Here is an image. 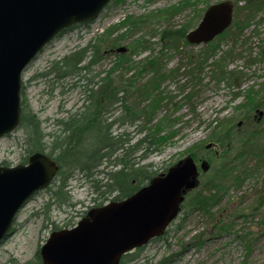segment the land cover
Instances as JSON below:
<instances>
[{"label": "rangeland", "instance_id": "obj_1", "mask_svg": "<svg viewBox=\"0 0 264 264\" xmlns=\"http://www.w3.org/2000/svg\"><path fill=\"white\" fill-rule=\"evenodd\" d=\"M221 1L227 0H111L96 19L57 35L22 73L20 106L38 117L44 136L51 134L58 130L54 126L57 120L83 104V82L72 88L73 81L58 82L55 78L61 60L89 43L95 45L104 39L101 35L107 30L123 24L109 38L115 39L121 33L126 38L109 50L105 45L113 41L104 42L103 47V43L100 45L103 58L93 63L91 74L110 71L107 75L109 94L123 93L127 107L146 108L156 98L159 103L150 112L149 123L141 117L136 127L114 125L111 134L128 133L132 146L153 132L156 140L165 138L164 142L148 149L143 147L133 155L134 162L148 166L144 168V175L149 180L143 176L133 177L134 191L129 195L191 156L198 167L202 161L208 162L209 170L201 173L199 169L197 189L188 194L181 212L167 231L142 246L140 251L127 254L133 257L124 264H264V161L258 159V151L242 156L234 177L226 182L228 188L208 213L190 205L192 195L217 180L223 166L241 154L237 146L239 137L251 132L254 126H264V4L248 23L243 22L247 13L237 10V0H230L235 7L234 22L226 36L212 41L214 48L217 47L214 52L207 50L204 44L191 45L185 39H178L179 48L174 50L171 42L167 44L162 39L165 30L186 28L187 33L195 29L206 8ZM243 5L241 1L238 9ZM175 10L178 12L173 13ZM238 23L242 29L238 30ZM138 38L149 43L145 44L147 49L130 57L134 61L130 72L125 71L127 69L111 72L117 61L115 51L128 48L129 42ZM149 59H156L163 77L152 75L147 62L141 67L148 70L137 76L138 69H133L135 64ZM214 62L227 72L232 71L233 78L218 81ZM128 84H135L136 89L144 87L156 91L146 97L131 95L123 91ZM249 92H253L260 107L246 110L242 106ZM104 100L105 104L109 103ZM257 110L262 111L263 117L255 113ZM119 116L116 113L108 117L107 123ZM157 124L159 130H156ZM141 127L143 131L139 132ZM78 136L74 135V142ZM215 137H221L222 142ZM24 140V131L19 126L0 138V163L7 167L23 164ZM244 166L248 172L239 177ZM106 169L104 164L99 168ZM57 175L49 187L34 194L18 212L9 236L0 245V264H26L34 260L36 251L39 253L53 232L74 227L94 206L93 188L78 170L64 187L63 198L55 193L60 184ZM55 195L59 197L53 200ZM48 202L50 205L46 208Z\"/></svg>", "mask_w": 264, "mask_h": 264}, {"label": "water", "instance_id": "obj_2", "mask_svg": "<svg viewBox=\"0 0 264 264\" xmlns=\"http://www.w3.org/2000/svg\"><path fill=\"white\" fill-rule=\"evenodd\" d=\"M110 1L0 0V138L20 123L26 67L59 33L96 19ZM233 10L230 0L208 6L196 28L186 33V41H213L232 25ZM256 113L263 117L262 111ZM28 159L15 167L0 164V244L18 212L32 195L51 185L59 169L43 153ZM209 168L202 161L201 172ZM197 172L195 162L187 158L128 198L90 209L74 228L55 231L46 239L39 250L42 264H120L122 255L162 235L176 218L184 194L198 186Z\"/></svg>", "mask_w": 264, "mask_h": 264}, {"label": "trees", "instance_id": "obj_3", "mask_svg": "<svg viewBox=\"0 0 264 264\" xmlns=\"http://www.w3.org/2000/svg\"><path fill=\"white\" fill-rule=\"evenodd\" d=\"M243 2L244 5L238 9L239 3ZM237 10L247 13V17L243 19V22H248L252 16H255L261 9L264 4V0H237L236 2ZM248 11V12H247ZM174 11L173 13H177ZM244 14V13H243ZM249 14V15H248ZM123 24H121L122 26ZM240 24L238 23V30ZM121 26H116L107 30L103 35L104 39L98 41V45H91L89 43L86 47L79 49L77 52L68 54L60 62V68L56 71L55 78L58 82H64L66 80L73 81L71 84L72 88L80 86V83L83 82L82 87V105L73 113H67L65 117L57 120L54 126H57L58 130L51 132L46 136L42 133L41 122L37 116H35L29 109L22 106L21 111V121L19 127L24 131V153L26 154L23 157L22 163L25 164L28 161V157L34 153H46L48 157L52 158L54 161H58L57 166L59 168L57 179H59V186H57L58 191L55 192L56 195L60 194L63 198V189L66 187L67 182L73 177L74 172L78 170V173L82 175V178L88 181L93 188V202L94 206H102L107 201H120L128 197L129 193L134 191L132 185L133 177H142L144 179L146 176V171L144 168L139 165V162H134L133 155L143 147L148 149L153 145H158L165 141V138L158 137L155 139V132L152 134H147L146 137L138 139L137 142L132 146L129 145L130 135L128 133L117 134L113 136L111 130L114 125L118 128H125L128 126L136 127L138 125L139 118L143 117L145 123H149L151 120L152 110H154L159 103V100L153 99L151 105L146 108H139L140 105H135L127 107L126 97H123V93H116L113 96L109 94L110 86L107 85V75L110 74V71H101L93 75L91 74V66L93 63L100 62L103 58L100 45L104 46V42L113 41L110 44L105 45L107 50L114 48L118 42L126 38V35L121 33L120 36H116L115 39L110 40V34L115 31H119ZM77 27V26H76ZM73 28V27H72ZM243 27H240L242 29ZM185 30L179 31H167L163 32L164 38L167 44L172 43V46L175 49L179 48L177 44L178 39H185ZM227 35V31L224 32L223 36ZM128 38V37H127ZM149 42L144 38L133 39L132 42H129L125 52H116L115 66H113L112 71L116 70L129 71L132 68L134 61L130 57L133 54L143 50L145 44ZM215 44L212 42L207 43V50L214 52ZM168 46V45H167ZM85 58V59H84ZM88 60L87 63L85 61ZM156 59L145 60L143 63L137 62L133 69H138L137 76H141L148 69L141 67V64L149 65L148 68L152 75H157V77H163L162 68L156 64ZM85 63L84 65H82ZM217 73V80H228L233 78L232 71L227 72L226 68L223 66H218L215 62ZM180 69V68H178ZM91 74V76H88ZM105 74L104 76H102ZM46 77L51 75L50 73L44 74ZM43 75V76H44ZM98 80L95 81V79ZM123 90L126 93H131L134 95L138 94L140 97H146L151 93H154L156 90H149L148 88L136 89V85L128 84V88ZM159 83L156 88L158 89ZM62 91L61 93H63ZM104 94L99 96V94ZM114 93V91H113ZM135 94V95H136ZM245 104L242 105L245 109H253L254 107H260L256 102V97L253 92H249L246 95ZM102 97L105 98L104 101L109 103L105 104L102 102ZM117 105L113 110H110L111 106ZM118 113L120 116L112 120V122L107 123L108 117L111 118L114 114ZM104 117H107L104 119ZM126 119V120H125ZM155 126L156 130H159ZM259 127V126H258ZM254 126L252 131L239 137L237 146L241 150V154L234 157L233 160L228 161L226 165L220 170L217 180L209 182L202 190L197 191L192 195L190 200V205L194 208H197L202 213H208L214 206L219 203V198L222 195V192L226 190V182L232 180L234 174L236 173L235 167L239 161H242L241 158L245 154H254L255 151H258L260 161H264V126L258 128ZM143 127L140 128V131ZM74 135H79L77 142H74L72 138ZM45 138H48L47 140ZM219 142H222L221 137H215ZM46 140V141H45ZM244 155V157H245ZM243 157V159H244ZM142 158H144L142 156ZM59 159V160H58ZM106 166L105 170H99L100 166ZM2 165H5L2 163ZM110 168V169H109ZM244 169V170H243ZM239 171L240 176L247 173V169L243 168ZM142 178V179H143ZM240 179V178H239ZM149 180V179H148ZM125 185V186H123ZM228 188V187H227ZM53 196L58 198L59 196ZM50 203L46 204V208ZM69 227L68 225H65ZM57 228V226H55ZM140 251V249H137ZM133 256L127 257L124 255L121 258V264L126 263V261H131ZM26 264H42L41 257L38 253V250L35 253L34 260L28 261Z\"/></svg>", "mask_w": 264, "mask_h": 264}, {"label": "flooded vegetation", "instance_id": "obj_4", "mask_svg": "<svg viewBox=\"0 0 264 264\" xmlns=\"http://www.w3.org/2000/svg\"><path fill=\"white\" fill-rule=\"evenodd\" d=\"M117 105H114V106H111L110 107V110H113L115 107H116ZM191 158H192V160L194 161V158H193V156H191ZM195 162V161H194ZM196 163V162H195ZM197 171H199V167H198V165H197ZM198 173V172H197ZM163 174V173H162ZM159 175H161V174H159ZM139 189H141V188H139ZM190 193V191H188V192H186V196H185V198L188 196V194ZM181 210H182V206H181V209H180V212H181ZM167 231V230H166ZM166 231H164V233L166 232ZM163 233V234H164ZM162 234V235H163ZM162 237V236H161ZM150 243V242H149Z\"/></svg>", "mask_w": 264, "mask_h": 264}]
</instances>
